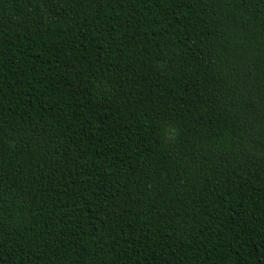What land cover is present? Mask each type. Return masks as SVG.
Here are the masks:
<instances>
[{
	"label": "trees",
	"instance_id": "trees-1",
	"mask_svg": "<svg viewBox=\"0 0 264 264\" xmlns=\"http://www.w3.org/2000/svg\"><path fill=\"white\" fill-rule=\"evenodd\" d=\"M0 264H264V0H0Z\"/></svg>",
	"mask_w": 264,
	"mask_h": 264
}]
</instances>
